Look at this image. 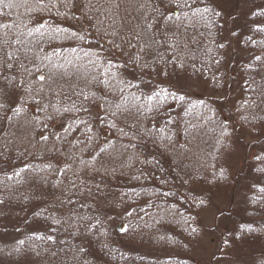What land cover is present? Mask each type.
Returning <instances> with one entry per match:
<instances>
[{
  "label": "trees",
  "instance_id": "16d2710c",
  "mask_svg": "<svg viewBox=\"0 0 264 264\" xmlns=\"http://www.w3.org/2000/svg\"><path fill=\"white\" fill-rule=\"evenodd\" d=\"M187 4L0 3V264H203L214 195L244 172L210 264H264V10L240 56L222 9ZM183 78L212 95L166 84Z\"/></svg>",
  "mask_w": 264,
  "mask_h": 264
},
{
  "label": "rangeland",
  "instance_id": "374dc122",
  "mask_svg": "<svg viewBox=\"0 0 264 264\" xmlns=\"http://www.w3.org/2000/svg\"><path fill=\"white\" fill-rule=\"evenodd\" d=\"M210 1H212L224 11L226 16L223 26L225 31V39L231 45L230 47H232L231 49L233 50V52L242 56L243 53L238 49V40L243 36V34H246V28L248 27L247 25L253 22V15H256V12H262L264 10V6H260L261 0H223L222 3L217 0ZM233 33H235V35H233ZM166 84H169L174 88H177L179 84V86L182 88L181 91L187 93L202 92L205 93V96L212 95V92L207 89L208 87L206 85L194 80H189L188 78L179 80L176 79L174 81V84L168 82ZM241 148L242 147L235 150L234 154L229 157L228 162L229 165H232V167H242V161L239 159H242L243 154L246 153L245 150L250 151V149L246 148L242 151ZM231 172L234 173V170H232ZM247 175L248 172H244L242 178L243 176ZM241 179L238 180L235 189L228 190L227 194L214 195L216 197L213 198L214 209L212 212V216L210 218H206L205 223L209 228L214 227L215 230L213 233L211 232V230L204 232V236L201 242L197 243L198 245H196V247L194 248L195 257L197 259H200L203 264L212 263L214 261V253L229 255L227 251L225 252V250L220 249V242L225 239L220 232H223L221 231L222 225L228 223L227 221L229 220L228 218L230 217V214H235L236 212L234 210L237 209V205L241 203V184L245 185L244 183H242L244 180ZM239 251L244 252L242 250Z\"/></svg>",
  "mask_w": 264,
  "mask_h": 264
},
{
  "label": "snow or ice",
  "instance_id": "6c2138e0",
  "mask_svg": "<svg viewBox=\"0 0 264 264\" xmlns=\"http://www.w3.org/2000/svg\"><path fill=\"white\" fill-rule=\"evenodd\" d=\"M2 2H3V0H0V3H2ZM161 3H163V0H161ZM168 4H176L177 6H180V0H168ZM116 6L119 7V4H117ZM183 6L191 7V6H189L187 4V0H184V5ZM205 10H207V9H205ZM165 15H167V14L165 13ZM163 18L164 17H162V19ZM168 18L170 19V17H168ZM149 27H151V25H149ZM73 35H75V33H73ZM233 35H235V33H233ZM133 38H137L138 39L139 38V33L137 32ZM80 39H84V37L81 36ZM107 43L110 44L112 46V48H114V49H120L121 48V45L120 44H116L113 40H108ZM128 46L132 47V48L136 47V45L132 43L131 39L128 41ZM220 46L223 47V45H220ZM100 47L103 48V45H100ZM110 55H111V52H110ZM130 59H131V57H130ZM256 59L259 60L260 57H256ZM108 63L112 64L113 60L112 59L108 60ZM180 67H183V65H180ZM164 75L168 76L169 73L167 71H164ZM44 78H45L44 76H40L41 80H43ZM181 90H182V88L178 84V86L176 88V91L180 92ZM161 91H164V90H161ZM2 92H3V89L0 88V93H2ZM155 95H156L157 98H159L161 96V92H155ZM175 98H178L179 100H184L185 96L184 95H179L178 97H175ZM0 107H4V105L0 104ZM256 159L259 160L260 157H256ZM261 171H264V169H262ZM122 231H126V229H122Z\"/></svg>",
  "mask_w": 264,
  "mask_h": 264
},
{
  "label": "water",
  "instance_id": "95a60500",
  "mask_svg": "<svg viewBox=\"0 0 264 264\" xmlns=\"http://www.w3.org/2000/svg\"><path fill=\"white\" fill-rule=\"evenodd\" d=\"M174 14H176V12H174Z\"/></svg>",
  "mask_w": 264,
  "mask_h": 264
}]
</instances>
